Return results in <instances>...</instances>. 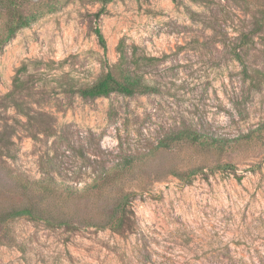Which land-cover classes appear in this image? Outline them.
<instances>
[{"label":"rangeland","instance_id":"obj_1","mask_svg":"<svg viewBox=\"0 0 264 264\" xmlns=\"http://www.w3.org/2000/svg\"><path fill=\"white\" fill-rule=\"evenodd\" d=\"M121 43L159 91L83 98ZM9 170L74 190L0 219V264H264V0H0V214Z\"/></svg>","mask_w":264,"mask_h":264},{"label":"trees","instance_id":"obj_2","mask_svg":"<svg viewBox=\"0 0 264 264\" xmlns=\"http://www.w3.org/2000/svg\"><path fill=\"white\" fill-rule=\"evenodd\" d=\"M111 1L112 0H105V4L110 3ZM26 26H28V22L24 21L23 17H20L19 26L14 29L11 28L12 35L15 34V31L19 28ZM96 34L99 37L102 47L107 49L106 40L102 32L99 29H96ZM118 50L120 53V60L118 64L113 67H108L109 70L107 73L101 76L94 84L83 87L79 91L83 98L95 99L100 97H109L113 93L133 96L138 93L148 94L159 91L156 86H152L148 83L143 73H139L133 68L136 61L131 58V54L126 50L123 43L120 44ZM186 140L198 144H216L221 141H225L222 138H216L214 136L208 137L204 134L202 135L200 132L191 130L177 131L171 137L172 142H181ZM9 154L10 153L8 151V155ZM9 156L13 158L11 155ZM8 176L13 183V193L22 195L26 202L20 203L19 205H9L11 207L4 210V212L0 214L1 220L18 218L21 216L34 217V212L37 207L34 199L43 201L45 198L56 195L58 192H72L74 190V187L70 186L68 183L60 182L53 178L32 180L29 177L14 175L10 172V170L8 171ZM104 179L106 180V183L104 184H111L115 182L114 179H109L108 176L104 177ZM0 208L5 207L0 205ZM124 209L125 204L122 203L118 206V212L123 213ZM119 222H121L120 219ZM119 226L120 224L117 223L113 226V228L117 230L120 228Z\"/></svg>","mask_w":264,"mask_h":264}]
</instances>
